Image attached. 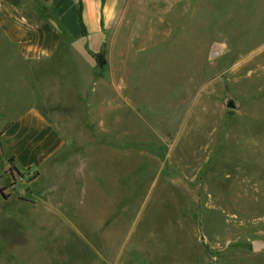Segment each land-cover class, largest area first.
<instances>
[{
	"label": "rangeland",
	"instance_id": "1",
	"mask_svg": "<svg viewBox=\"0 0 264 264\" xmlns=\"http://www.w3.org/2000/svg\"><path fill=\"white\" fill-rule=\"evenodd\" d=\"M146 1L145 20L118 29L111 51L124 89L103 80L93 95L111 111L91 128L96 185L65 214L39 215L14 199L13 173L0 264H264V247L252 248L264 242V0ZM42 76L0 37V131ZM75 113L82 124L63 130L83 151L90 125ZM0 142L3 186L11 156Z\"/></svg>",
	"mask_w": 264,
	"mask_h": 264
},
{
	"label": "crops",
	"instance_id": "2",
	"mask_svg": "<svg viewBox=\"0 0 264 264\" xmlns=\"http://www.w3.org/2000/svg\"><path fill=\"white\" fill-rule=\"evenodd\" d=\"M149 4L146 0H0V37L13 47L23 65L43 73L41 82L32 86L31 104L0 131L18 177L12 174L9 184L0 186L7 196L0 195L3 201L10 199L7 187L16 180V201L32 206L39 215H63L64 205L77 192H89L92 181L96 185L92 161L97 148L92 147L91 128L98 117L111 111L106 101H93V95L103 80L109 92L124 89V79L115 81L119 69L109 66L115 37L122 27H139ZM101 44L108 54L104 68L95 60ZM62 60L72 64L50 69L54 61ZM41 86L39 108L34 101L39 100L36 91ZM75 109L82 110L83 123L90 125L86 127L89 141L78 148L89 145L83 151L72 149L73 137L65 132L81 123Z\"/></svg>",
	"mask_w": 264,
	"mask_h": 264
},
{
	"label": "water",
	"instance_id": "3",
	"mask_svg": "<svg viewBox=\"0 0 264 264\" xmlns=\"http://www.w3.org/2000/svg\"><path fill=\"white\" fill-rule=\"evenodd\" d=\"M227 107L228 108H234V105L232 103H228ZM263 247H264V242H262V241L257 240V241H254L252 243V248L254 251L261 250Z\"/></svg>",
	"mask_w": 264,
	"mask_h": 264
},
{
	"label": "trees",
	"instance_id": "4",
	"mask_svg": "<svg viewBox=\"0 0 264 264\" xmlns=\"http://www.w3.org/2000/svg\"><path fill=\"white\" fill-rule=\"evenodd\" d=\"M13 159H9V164H10V166H9V168H8V171H9V173H10V175H12L13 174V172H15V170L13 169V167H12V161ZM4 190L5 189H3V188H0V195L3 197V198H6L7 196L4 194Z\"/></svg>",
	"mask_w": 264,
	"mask_h": 264
}]
</instances>
